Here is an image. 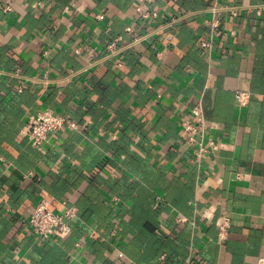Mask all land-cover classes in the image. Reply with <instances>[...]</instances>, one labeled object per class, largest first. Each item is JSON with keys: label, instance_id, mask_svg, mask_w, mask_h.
Returning a JSON list of instances; mask_svg holds the SVG:
<instances>
[{"label": "crops", "instance_id": "obj_1", "mask_svg": "<svg viewBox=\"0 0 264 264\" xmlns=\"http://www.w3.org/2000/svg\"><path fill=\"white\" fill-rule=\"evenodd\" d=\"M263 5L0 0V264H264ZM199 104L198 141L219 143L201 158L182 127ZM43 109L79 127L34 146L21 129ZM40 202L78 207L68 238L27 230Z\"/></svg>", "mask_w": 264, "mask_h": 264}, {"label": "built area", "instance_id": "obj_2", "mask_svg": "<svg viewBox=\"0 0 264 264\" xmlns=\"http://www.w3.org/2000/svg\"><path fill=\"white\" fill-rule=\"evenodd\" d=\"M243 7H228L230 14L232 16H238L241 14V9ZM9 9V8H8ZM140 16L143 19L156 18L157 12H149L143 10L142 6L137 7ZM222 9L221 6L214 5L210 7V11L213 16L206 20V24L211 27L212 34L210 39L202 41V45L205 49H211L212 39L214 32L220 28L222 22L219 18V12ZM264 9V5L258 8V13ZM126 31L129 33L133 32V27L128 26ZM231 35H236L235 30H229ZM121 38L119 37L114 42L108 45V51L110 54H115L118 41ZM138 41V40H137ZM119 65H123V61L120 59L118 61ZM250 92L240 90L237 92V102L240 107L247 106L250 101ZM194 113L197 117V122H183V131L188 134L189 142L191 144H196L195 154L198 158L203 157L205 154L211 150L219 148V143L214 139L208 140L205 142L204 139L198 141L197 136L200 132L204 131V115L202 105H198L194 108ZM79 127L78 122L71 118L70 116H65L62 114H57L51 109H43L37 112L30 113L24 122V125L21 129V133L34 145H42L49 137L51 132L63 130L66 128L76 129ZM79 209L75 205L67 206L62 213H57L50 208L48 202H40L34 209L32 216L29 219L27 230L33 235L41 239L48 238H59L66 239L72 232V221L78 216ZM181 221H185V218H182ZM218 239L219 241H224L228 235L231 228V220L229 217L220 216L218 221ZM119 256L123 257L124 253L120 252ZM188 264H197L196 261L192 258L188 260Z\"/></svg>", "mask_w": 264, "mask_h": 264}]
</instances>
